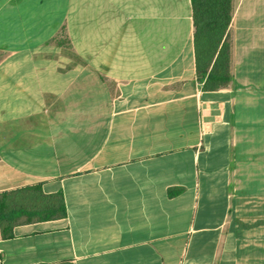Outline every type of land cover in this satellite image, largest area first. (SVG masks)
<instances>
[{
	"label": "crops",
	"instance_id": "crops-1",
	"mask_svg": "<svg viewBox=\"0 0 264 264\" xmlns=\"http://www.w3.org/2000/svg\"><path fill=\"white\" fill-rule=\"evenodd\" d=\"M194 32L191 0H0V264H264V0L225 82Z\"/></svg>",
	"mask_w": 264,
	"mask_h": 264
},
{
	"label": "trees",
	"instance_id": "trees-1",
	"mask_svg": "<svg viewBox=\"0 0 264 264\" xmlns=\"http://www.w3.org/2000/svg\"><path fill=\"white\" fill-rule=\"evenodd\" d=\"M201 1H214V0H191V5H192V13H193V22H194V28H195V32H194V45H195V50H196V68H197V73H198V78L199 80H202L205 78V88H210V80H214V79H219L223 82L228 80V77H226V67H227V57L225 60V66H224V74L222 75H216L214 74V71L217 67V64L219 63V59L221 57V52L224 48V45L221 46L220 50L217 53L219 44L221 42V39L223 37V35L226 32V29L228 27V23H229V19H230V14L232 11V0H215L216 1V8L214 10V15L212 14V16L209 18L208 15H206V17H204V14H201L198 11V4ZM225 2V4L227 5V10H228V18H227V24L224 28V32L222 33V35H220V37L217 40V44L215 46H213V50H212V54L210 55V58L208 60V63L206 65V68L201 67L200 64V60H199V48L200 46H206V48L211 47L212 45V41L210 39L211 37V33L215 30L216 26H217V22H216V15L219 12V9L221 8V3ZM206 18L207 21V28L209 30H206L202 23V20ZM210 26V27H209ZM207 33V34H206ZM205 34V35H204ZM205 38H204V36ZM217 53V56H216ZM228 55V54H227ZM215 61L214 60V57ZM213 62V66L212 65ZM211 66V70L209 71V73L207 74V70L210 68ZM207 75V76H206ZM206 76V77H205Z\"/></svg>",
	"mask_w": 264,
	"mask_h": 264
},
{
	"label": "rangeland",
	"instance_id": "rangeland-1",
	"mask_svg": "<svg viewBox=\"0 0 264 264\" xmlns=\"http://www.w3.org/2000/svg\"><path fill=\"white\" fill-rule=\"evenodd\" d=\"M217 2H218V0H217ZM215 8H216V1L215 0L214 1H201L198 4V11L201 14H204V17H206V15H208V17L210 18L212 16V14L214 15L213 12H214ZM227 18H228L227 5L225 4V2H222L221 8L219 9L218 14L216 15L217 26H216L215 30L211 33V37H210V39L212 41V45H211V47H208V48H206V46H203V47L200 46V48H199V60H200L201 67L206 68V65L208 63L210 55L212 54V50L214 49L213 46H215L217 44L218 38L224 32V28L227 24ZM202 21L203 22H201V23H202L203 27L206 30H209L207 28L208 26H206L207 25L206 18H204ZM204 38H205V36H204ZM223 38H224V35L221 39V42H220L218 50H217V52H218L220 50L221 46L224 45V48L221 52V57L219 59V63L217 64V67L214 71V74H216V75L224 74L225 60H226V57L228 54L229 43H228L227 39H223Z\"/></svg>",
	"mask_w": 264,
	"mask_h": 264
}]
</instances>
